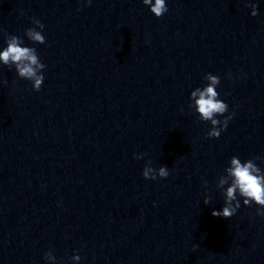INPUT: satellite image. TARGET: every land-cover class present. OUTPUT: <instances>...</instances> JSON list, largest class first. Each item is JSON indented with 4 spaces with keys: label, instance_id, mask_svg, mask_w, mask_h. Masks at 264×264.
I'll list each match as a JSON object with an SVG mask.
<instances>
[{
    "label": "clouds",
    "instance_id": "clouds-1",
    "mask_svg": "<svg viewBox=\"0 0 264 264\" xmlns=\"http://www.w3.org/2000/svg\"><path fill=\"white\" fill-rule=\"evenodd\" d=\"M87 2L90 4L91 0H87ZM143 4L149 6L151 13L157 18L162 17L168 11L165 0H154V2L153 0H143ZM247 6L252 9L251 15L256 16L257 4L251 3ZM32 23L34 27L26 29V37L34 43L45 44V36L42 35L44 24L38 19H33ZM23 43V39L20 37L7 36V46L0 51V63L9 68L14 66L18 77L31 81L33 89L39 91L44 81L42 70L45 69L46 65L41 62L34 47L22 46ZM204 80L207 81L204 87H197L191 92L189 107L198 113L200 120L210 122L212 127L207 133L208 138H219L221 132L227 128L228 120L232 117L228 116L223 120L217 118L228 111V105L219 99L220 94L216 90L220 84V78L208 73L204 76ZM3 83L7 84V80H4ZM144 155L146 154H138L136 159H141ZM259 159L261 157L242 162L237 156L231 157L225 174L221 175L216 183V188L220 189L224 196V206L220 211L214 210L213 216L230 219L241 206L238 197L243 199V204L246 206H251L253 203L258 205L257 215L264 216V170L255 162ZM142 175L145 179L156 180L157 178H167L169 171L166 166H161L158 170L151 167L149 160ZM210 202L211 197L205 196L204 204L208 205ZM44 259L50 264H55L56 261V257L51 251L44 254ZM71 259L79 261L80 256L74 255Z\"/></svg>",
    "mask_w": 264,
    "mask_h": 264
}]
</instances>
